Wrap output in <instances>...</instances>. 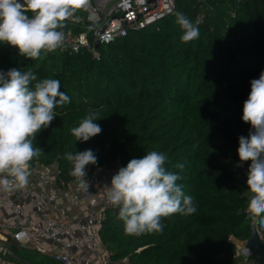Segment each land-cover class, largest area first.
Masks as SVG:
<instances>
[{"label": "trees", "instance_id": "obj_1", "mask_svg": "<svg viewBox=\"0 0 264 264\" xmlns=\"http://www.w3.org/2000/svg\"><path fill=\"white\" fill-rule=\"evenodd\" d=\"M176 12L198 24V39L181 41ZM86 19L78 11L63 30L90 33L82 26L89 24ZM94 47L98 57L86 49L61 48L31 60L0 44V72L31 69L38 79L59 80L70 97L37 134L34 144L44 152L31 166L56 162L59 176L71 182L67 152L91 149L97 155V165L86 166L87 179L98 166L121 168L149 151L162 152L165 167L181 176L177 183L193 197L196 212L163 218L160 233L133 236L125 233L119 209L109 208L99 234L111 259L236 264L235 242L227 238L245 241L254 225L246 211L247 172L234 163L239 137L251 129L241 119L243 103L250 82L264 71V0H176L172 13L156 25ZM89 112H99L95 123L102 132L75 141L71 129ZM7 248L22 257L18 245ZM23 259L11 260L35 264Z\"/></svg>", "mask_w": 264, "mask_h": 264}, {"label": "clouds", "instance_id": "obj_2", "mask_svg": "<svg viewBox=\"0 0 264 264\" xmlns=\"http://www.w3.org/2000/svg\"><path fill=\"white\" fill-rule=\"evenodd\" d=\"M90 0H0V44L18 49L31 60L63 48L66 21L78 11L88 10ZM176 24L182 30L181 41L199 38L197 23L176 12ZM251 91L243 103L242 121L250 124L247 137H239V167L251 161L247 170L250 193L246 211L248 219L264 225V71L251 82ZM57 79H38L29 69L0 72V192L9 193L29 184L31 162L44 151L35 146L37 134L47 129L57 116L55 109L70 103L60 90ZM99 112H89L73 127L75 141L87 142L102 132L95 121ZM72 168L69 175L83 193H90L86 166L97 165L91 149L65 153ZM166 154L149 151L141 158L131 159L105 185L101 199L119 209L118 218L128 235L160 233L163 218L173 214L196 212L193 197L185 195L177 181L181 176L166 167ZM176 167L183 170L184 165Z\"/></svg>", "mask_w": 264, "mask_h": 264}, {"label": "built area", "instance_id": "obj_3", "mask_svg": "<svg viewBox=\"0 0 264 264\" xmlns=\"http://www.w3.org/2000/svg\"><path fill=\"white\" fill-rule=\"evenodd\" d=\"M175 2L90 0V8L81 10L89 21L82 26L90 33L88 30L76 33L71 27L66 28L63 48L71 52L86 49L98 57L94 44L108 43L131 30L156 25L172 13ZM250 163L245 161L238 167V156L234 167L247 172ZM119 168L96 167L88 179L92 185L90 193L86 194L74 181H65L59 176L56 162L31 166L27 187L0 192V264H19L4 254L11 243L30 247L59 264H129L127 257L112 260L99 234L106 211L112 207L101 199V194ZM254 225L264 245V225L258 221ZM227 241L235 242V256L241 258L236 264H264V246L260 255L249 259L251 253L244 245L246 240L237 241L229 236Z\"/></svg>", "mask_w": 264, "mask_h": 264}, {"label": "water", "instance_id": "obj_4", "mask_svg": "<svg viewBox=\"0 0 264 264\" xmlns=\"http://www.w3.org/2000/svg\"><path fill=\"white\" fill-rule=\"evenodd\" d=\"M244 245L247 248V250L251 253V255H254V256L260 255L261 250H262V246H264V245H262V241L259 239V237L257 235L255 225L251 226L250 235L246 239ZM4 254H5V256H8V257L16 259V260L26 261L22 257H20L19 255H17L16 253H14L13 251H11L8 248H6L4 250Z\"/></svg>", "mask_w": 264, "mask_h": 264}, {"label": "rangeland", "instance_id": "obj_5", "mask_svg": "<svg viewBox=\"0 0 264 264\" xmlns=\"http://www.w3.org/2000/svg\"><path fill=\"white\" fill-rule=\"evenodd\" d=\"M118 171V169H115ZM8 247V246H7ZM19 254L29 260L32 263L35 264H59L57 261L53 260L51 257L40 254L36 250L30 248V247H19ZM238 259H241L238 257Z\"/></svg>", "mask_w": 264, "mask_h": 264}]
</instances>
